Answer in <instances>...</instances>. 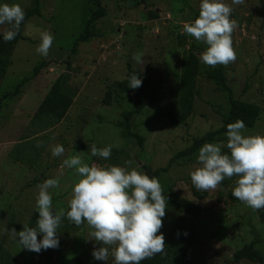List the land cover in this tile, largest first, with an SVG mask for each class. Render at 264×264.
<instances>
[{
	"label": "rangeland",
	"instance_id": "obj_1",
	"mask_svg": "<svg viewBox=\"0 0 264 264\" xmlns=\"http://www.w3.org/2000/svg\"><path fill=\"white\" fill-rule=\"evenodd\" d=\"M200 2L42 0V17L24 24L21 40L0 41V264H114L115 246L107 262L94 260L92 252L102 247L91 236L94 229L66 217L79 177L62 165L74 155L89 165L149 176L161 170L156 178L168 200L160 230L165 248L147 264H234V255L249 246L264 258V209L232 196L238 178L208 191L197 190L190 178L205 143L225 145L228 152L221 130L233 112L232 99L248 134L264 135V0H225L237 22V59L215 67L200 60L207 45L183 32L186 22L198 18ZM5 3L19 4L25 14L34 7V0H0ZM10 28L0 25V35ZM87 30L94 38L79 42ZM43 32L55 37L47 57L36 51ZM137 54L142 62L133 58ZM129 66L142 81L149 75L159 86L154 101L131 120L143 148L122 135L125 116L138 106L128 89ZM216 72L225 75L230 92L210 78ZM25 79L30 81L20 85ZM174 110L186 119L177 127ZM58 144L65 153L53 157ZM108 145L110 159L91 156L93 146ZM50 178L60 181L49 190L54 209L65 213L60 246L37 254L21 247L18 232L37 226L39 186Z\"/></svg>",
	"mask_w": 264,
	"mask_h": 264
},
{
	"label": "clouds",
	"instance_id": "obj_2",
	"mask_svg": "<svg viewBox=\"0 0 264 264\" xmlns=\"http://www.w3.org/2000/svg\"><path fill=\"white\" fill-rule=\"evenodd\" d=\"M244 3L245 0H231V5ZM231 5L225 0H201L198 18L183 25L184 33L207 45L200 60L208 66H227L237 59L232 40L237 22L231 19ZM24 19L25 12L19 4H0V25L11 26L3 33L5 42L16 38ZM54 39L50 32L41 33L37 53L47 57ZM133 58L142 62L141 54ZM142 83L141 77L135 74L129 78V88L133 90L140 88ZM226 137L228 152L223 150L225 145L218 143H205L199 149L200 167L190 173L192 185L201 191L214 190L226 178L237 177L232 196L254 210L264 209V135L248 134L244 121L237 120L227 126ZM112 147L98 149L93 146L91 156L110 159ZM64 153L63 145L52 149L53 157H61ZM62 166L74 169L79 177L73 186L66 217L76 226L86 222L94 229L91 236L102 245L92 252L94 260L107 262L111 246H115L112 251L114 264H141L164 251L165 237L160 230L168 200L158 178L116 165H89L80 155L64 159ZM59 187V178L46 179L39 186L37 226H23L18 232L22 248L37 254L59 248L58 230L65 213L55 211L49 191ZM11 231L16 235L15 229Z\"/></svg>",
	"mask_w": 264,
	"mask_h": 264
},
{
	"label": "trees",
	"instance_id": "obj_3",
	"mask_svg": "<svg viewBox=\"0 0 264 264\" xmlns=\"http://www.w3.org/2000/svg\"><path fill=\"white\" fill-rule=\"evenodd\" d=\"M101 15V13L97 14V16L94 18L95 20L99 19L98 16ZM32 17H42V0H34V7L29 10L25 14V19L20 25L19 28V34L16 36V38L10 42H6L9 45L15 44L17 41L22 39V32L24 28V24ZM89 31L85 34H82L79 38V42H88L94 36L92 34H88ZM0 41L3 40V36L0 35ZM5 42V41H4ZM41 67V66H40ZM40 67L38 66L33 74V77H37L39 74V69ZM128 74L129 78L131 75L135 74L138 77H141L139 73H137L131 66L128 67ZM211 79L217 80L221 82L222 86L230 92L228 86H227V79L225 75L222 72H216V73H211L209 74ZM142 79V77H141ZM30 79H25L20 85L25 84L29 82ZM128 89L129 91L134 95L137 101V109L134 112H131L125 116V126L123 127L122 130V135L124 138L128 139H134L136 140L137 144L139 145L140 148H143V137H141L139 134H136L132 131V124L131 120L134 116L141 114L148 105H150L154 101L155 94L159 91V86L152 80V78L147 75L146 78L143 80L142 86L136 90H133L129 88V81H128ZM232 99V95H230ZM233 112L230 116V119L227 122V125L225 128H223L221 131L226 132L227 131V126L234 121H236L238 118H240V105L239 103H236L233 101ZM171 118L175 120V127H177L179 124H182V122L186 121L184 116H180L176 110L172 111L171 113ZM257 118L256 115H251V119L255 120ZM161 172V170L152 172L149 177H157V175ZM244 260L252 261V262H258L263 264L264 263V258L254 249L253 246L245 247L242 250L238 251L234 255V264H239ZM141 264H147L145 260L141 261Z\"/></svg>",
	"mask_w": 264,
	"mask_h": 264
}]
</instances>
